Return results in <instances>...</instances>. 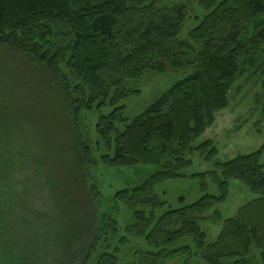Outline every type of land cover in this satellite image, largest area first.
<instances>
[{
    "label": "trees",
    "instance_id": "16d2710c",
    "mask_svg": "<svg viewBox=\"0 0 264 264\" xmlns=\"http://www.w3.org/2000/svg\"><path fill=\"white\" fill-rule=\"evenodd\" d=\"M196 9L204 15L183 37ZM0 58L11 72L10 86L0 78V139L16 116L31 119L39 149L49 152L40 161L49 172L58 159L54 142L67 137L78 182L75 196L57 186L61 194L55 191L43 215L42 235L38 230L33 242L27 240L26 250L15 244L20 264H167L181 257L188 264H252L256 254L264 264V146L216 163L218 195L160 214L167 202L156 193L159 184L186 177L195 153L207 161L218 157L214 140L197 142L230 106L240 79L258 75L264 89V0H0ZM23 68L26 75H20ZM178 72L189 73L140 115L127 117L121 104L141 95L135 85L149 74ZM10 88L25 92L29 104L37 100L39 111L12 110ZM108 107L112 111L103 114ZM84 111L99 113L97 146L107 151L101 163L157 168L110 201L131 213L118 240L124 247L137 243L128 247L131 258L113 245L119 231L113 218L97 208L103 196L87 175L98 164L81 133ZM43 119L49 120L45 126ZM234 180L256 197L223 221L210 243L202 223L227 200ZM214 215L222 221L218 210Z\"/></svg>",
    "mask_w": 264,
    "mask_h": 264
},
{
    "label": "rangeland",
    "instance_id": "374dc122",
    "mask_svg": "<svg viewBox=\"0 0 264 264\" xmlns=\"http://www.w3.org/2000/svg\"><path fill=\"white\" fill-rule=\"evenodd\" d=\"M197 15L203 17L204 14L198 9L195 10L192 19L183 31V37H186L188 32L196 26L194 18ZM7 64L9 63L7 62ZM188 73L149 74L146 76L135 85L141 90V95L131 97L121 104L126 106L127 117L133 119L140 115L163 93L185 78ZM26 74L27 71L23 68L20 75ZM2 77H6L5 82L10 86L11 72H7L0 58V78ZM21 91L10 88L9 94L15 104L12 106L9 104V107H12V110L14 107H21L22 110H32L35 107V111H39L40 108L35 106L37 100L33 104H29L26 93ZM2 95L3 93H0V104L3 103ZM111 111L112 108L108 107L103 109L102 113L107 115ZM16 118L10 123L12 130L9 135L7 133L0 139L2 151L0 153V175L3 170L6 171L3 176H0V264H20L19 252H14L13 248H16L15 244L18 243V248L21 246L26 250L27 240L33 242L34 238L38 236L37 231L41 230L43 226V215L45 212H50L48 208L53 204L55 191L57 190L61 194L57 189L58 185L65 186L70 194L77 195L76 169L69 148L71 140L61 136L54 142L58 159L56 164L53 159L49 173L40 163L49 152L46 149H39L41 141L33 122L29 118L25 119L24 116H16ZM98 118L99 113L96 111H84L80 116L81 133L93 148V157L98 164L89 166L87 175L91 185H97L103 196L97 202L99 213L110 215L113 218V227H117L116 230H119L115 234L113 245L120 247L121 252H129V258H131L133 250L129 249L136 247L137 243L124 247L118 242L124 237L123 229L131 218V213L124 204L110 203V201L119 191L141 185L157 168L155 166L110 168L101 163L100 158L107 151L103 146L101 148L99 144L97 146L99 141L96 133ZM48 121L46 119L43 124L40 122V125L45 126ZM58 127L64 128L65 125L60 123ZM206 140L216 142L219 151L218 157L213 161H207L197 152L192 156L193 165L183 171L186 177L159 184L156 187V193L167 202V206L160 214L168 209H178L182 207V204L191 205L207 194L218 195L214 174L215 172L220 174V172L216 163L227 162L240 155H250L264 146V89L261 77L258 75L255 77L246 76L237 82L230 106L216 115L214 124L205 131L197 143ZM261 163L264 165V152ZM48 173L52 176L50 179L52 184H49ZM255 197L241 181H231L227 200L207 213V219L202 223V228L207 234V241L215 242L223 229V221L235 217L239 210L252 202ZM9 198L12 200L9 201ZM216 210L221 213L222 221H215L214 212ZM19 221H21L20 224ZM40 233L42 235L43 230ZM110 236L112 237V234L108 238ZM111 240L110 238L109 242ZM180 244L182 246L185 243ZM38 251L40 250L38 249ZM167 264H188V262L185 261V257H181L170 260ZM189 264H205V262L195 259ZM252 264H261L259 254L254 256Z\"/></svg>",
    "mask_w": 264,
    "mask_h": 264
}]
</instances>
